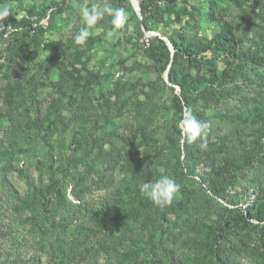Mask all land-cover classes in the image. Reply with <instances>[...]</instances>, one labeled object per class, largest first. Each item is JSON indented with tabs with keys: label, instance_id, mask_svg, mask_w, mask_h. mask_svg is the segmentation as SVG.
<instances>
[{
	"label": "rangeland",
	"instance_id": "obj_1",
	"mask_svg": "<svg viewBox=\"0 0 264 264\" xmlns=\"http://www.w3.org/2000/svg\"><path fill=\"white\" fill-rule=\"evenodd\" d=\"M3 2L11 14L0 21V264L38 255L45 232L28 209L17 207L3 181L17 191V202L51 188L46 216L57 242L41 264H133L130 248L156 241L157 264H169L166 252L179 264H210L204 244L231 207L215 203L197 176L216 178L219 169L229 200L240 208L264 197V64H247L246 74L236 75L218 98L191 96L192 114L209 129L206 150L194 143L188 172L179 165V117L171 106L178 91L164 80L167 67L148 55V40L157 33L139 28L130 0ZM92 4L125 9V27L114 29L105 15L89 29L86 44L76 45L73 37L84 26L79 9ZM157 4L168 26L160 32L198 42L225 23L235 37V63L254 52L264 60V0ZM217 67L223 70L221 60ZM181 68L192 77L207 75L204 68ZM254 152L259 159L249 163ZM161 176L180 185L172 204L161 208L147 198L145 213H138L130 196H144L140 185ZM111 207L116 217L104 215ZM257 233H226L233 264H264Z\"/></svg>",
	"mask_w": 264,
	"mask_h": 264
},
{
	"label": "trees",
	"instance_id": "obj_2",
	"mask_svg": "<svg viewBox=\"0 0 264 264\" xmlns=\"http://www.w3.org/2000/svg\"><path fill=\"white\" fill-rule=\"evenodd\" d=\"M158 1L139 0L138 6L141 19L137 23L139 28H143L145 32L153 31L158 34L148 40L147 53L150 57L156 58L167 67L168 83L173 90L176 89L178 91L172 97L171 106L174 114L178 115L179 120L185 111L191 110L190 99L193 94L198 92L202 100H208L210 97L218 98L219 90L221 89L224 92L226 85L230 84L236 78V75L242 76L246 74L245 69L247 64H253L257 67L264 64L263 58L256 52L247 54L239 64L234 62L235 37L229 26L225 23H220L219 31L211 39L198 42L186 40L178 31H174L171 35L160 32L161 29H166L168 26L163 10L157 4ZM240 1L249 2L251 0ZM160 36L167 38L172 46V53L165 42L161 40ZM206 52H211L212 58L203 56ZM220 60L224 65L222 71H219L217 67V62ZM185 65L196 69L204 68L207 75L192 77L190 74H184L183 67L181 68V66ZM175 133L179 137V141H182L181 148H178V155L183 157L182 160H179V165L189 172V167L194 161L193 156L196 146L194 143L189 144L185 142L179 128L175 127ZM247 159L249 163L257 161L259 159L257 152L248 156ZM224 168L229 170L227 162ZM237 171L240 170L238 169ZM214 174L216 178H209L207 176V179L203 176H197L198 181L215 203L226 202L230 205L231 209L224 217H220V226L216 230L215 237H212L209 242L205 243L203 248L205 255L211 260L210 264H233L228 258L230 249L227 248L226 244L228 242L226 233L229 230L238 229L250 233L252 230L257 229L258 241L261 247L264 248V197L258 199L255 202V206L240 208L238 207L237 200L233 198L229 200L226 190L227 182L220 183L221 180L218 177H220L219 175H223L222 172L216 169L214 170ZM2 184L17 204V207L28 209L32 213L30 221L37 225L41 223L43 226L40 228V232L41 230L45 231L40 236L42 251H39L38 255H31L23 260H18L15 264H41L42 256L44 254L52 255V250L55 249V243L57 242V235L54 232L51 233V229L55 230L53 222L49 221L46 216L47 199L51 188H39L36 191L38 193L37 198L28 203L15 201L17 191L6 181H3ZM130 197L134 202H138V206L135 208L138 210V213L144 214L145 208L148 206L147 197L141 194L140 196L133 195V197ZM105 210L111 213L110 216L116 217L112 207L103 210L104 215H107ZM225 210L227 209L225 208ZM119 220L120 217L115 218L114 223ZM44 237H46V240H43ZM49 237L52 238L50 239ZM160 246L161 243L159 241L152 242L146 247H141L138 244L134 245L130 248L129 259L134 260L133 264H136V261H140L142 264H157L155 255L159 252ZM164 252L166 251L164 250ZM165 257L168 259L169 264H179L178 260L170 252H166ZM51 259V256H49L48 260ZM204 259H207V257H204ZM196 264H203V262L199 260Z\"/></svg>",
	"mask_w": 264,
	"mask_h": 264
},
{
	"label": "clouds",
	"instance_id": "obj_3",
	"mask_svg": "<svg viewBox=\"0 0 264 264\" xmlns=\"http://www.w3.org/2000/svg\"><path fill=\"white\" fill-rule=\"evenodd\" d=\"M11 14L9 5L6 2L0 3V21L4 20ZM79 15L83 22V27L73 37L76 45H85L91 35L89 29L94 27L101 21L105 15L110 16L111 24L114 29H123L127 21V14L123 8H113L111 6L101 7L98 4L91 6L84 5L79 9ZM181 135L185 142L189 144L196 143L200 140L199 147L202 150L207 149L206 136L208 134L209 125L202 122L187 110L183 113L182 118L178 122ZM180 185L176 183L174 178L169 176H161L155 182L145 181L140 185V192L158 207H165L172 204L175 195L179 192Z\"/></svg>",
	"mask_w": 264,
	"mask_h": 264
},
{
	"label": "water",
	"instance_id": "obj_4",
	"mask_svg": "<svg viewBox=\"0 0 264 264\" xmlns=\"http://www.w3.org/2000/svg\"><path fill=\"white\" fill-rule=\"evenodd\" d=\"M134 5H135V12H136V15L139 19H141V14H140V11H139V7L137 6V3H136V0H132L131 1ZM143 31H145L143 28H142ZM157 36V34L155 35ZM161 40H163L165 42V44L168 46L169 50L171 51V53L173 52V49H172V46L171 44L169 43V41L167 40V38H164V37H160ZM164 80L167 84L168 83V80H167V71L165 72L164 74ZM170 85V84H169Z\"/></svg>",
	"mask_w": 264,
	"mask_h": 264
},
{
	"label": "bare ground",
	"instance_id": "obj_5",
	"mask_svg": "<svg viewBox=\"0 0 264 264\" xmlns=\"http://www.w3.org/2000/svg\"><path fill=\"white\" fill-rule=\"evenodd\" d=\"M130 1H132V0H130Z\"/></svg>",
	"mask_w": 264,
	"mask_h": 264
}]
</instances>
